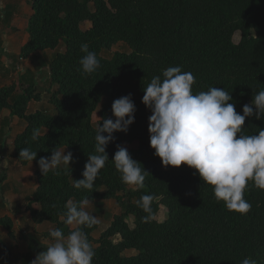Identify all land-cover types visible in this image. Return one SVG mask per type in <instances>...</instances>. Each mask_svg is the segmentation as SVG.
<instances>
[{"label":"trees","instance_id":"trees-1","mask_svg":"<svg viewBox=\"0 0 264 264\" xmlns=\"http://www.w3.org/2000/svg\"><path fill=\"white\" fill-rule=\"evenodd\" d=\"M30 4V39L21 58L53 52L50 60L39 62L48 66L45 91L52 108L30 113V103L41 101L43 93L19 81L0 87V114L9 110L27 125L14 139L18 162L31 164L19 159L20 149L37 152L32 163L38 187L28 204L34 222L54 224L67 234L70 228L62 219L67 200H115L121 213L99 239L94 233L100 224L82 227L94 247L92 264H241L246 257L264 264V190L250 181L244 198L252 207L240 214L217 202L212 186L194 169L164 167L150 147L151 112L142 103L144 88L153 77L163 79L165 69L180 66L194 75V93L224 88L233 97L230 103L243 114V105L264 90V0H30ZM85 22L91 27L84 31ZM237 32L239 43L234 40ZM119 43L131 51L103 57V51ZM82 44L99 60L100 67L92 74L78 71L85 55ZM129 94L136 107L134 123L127 133L113 134L115 140L106 147L109 160L94 187L76 189L74 180L83 178L88 155L96 154L94 114L99 111L100 126L104 119H115L112 103ZM243 127L244 134H257L264 120L253 115ZM134 143L137 148L127 150L149 173L145 188L136 191L121 181L111 160L117 145ZM56 147L72 153V166L43 176L38 160L50 157ZM144 194L155 197L154 218L148 222L135 203ZM162 206L168 217L159 222L156 216ZM132 217L134 228L129 224ZM0 226L11 231L13 222L0 218ZM127 250L137 254L126 256Z\"/></svg>","mask_w":264,"mask_h":264},{"label":"clouds","instance_id":"clouds-1","mask_svg":"<svg viewBox=\"0 0 264 264\" xmlns=\"http://www.w3.org/2000/svg\"><path fill=\"white\" fill-rule=\"evenodd\" d=\"M85 53L78 71L88 75L94 73L100 63L95 52L81 45ZM22 59V58H21ZM160 76H155L144 88L142 103L150 110L148 132L150 147L164 167L186 165L198 173L201 181L212 186L217 202H223L227 210L247 214L252 205L244 198L249 182L264 190V128L257 134H244L248 117L255 115L264 120V90L258 91L249 104H244L243 114L236 111L233 97L224 88L210 87L207 91L194 93L195 77L180 66H170ZM115 119L98 124L95 135V153L88 155L82 179L74 180L76 189L91 190L100 170L109 160L106 147L115 140L114 133H127L134 123L135 104L131 94L115 99L111 106ZM107 135H104V134ZM35 138V137H34ZM37 152L30 148L19 151V159L32 162ZM73 156L65 154V148L52 150L50 157H41L38 166L42 175L60 166L70 168ZM121 181L133 191L145 188L149 174L141 163L134 160L126 147L117 145L113 159ZM7 159L0 162L6 167ZM56 174H59L58 172ZM155 197L144 194L135 201L146 215L145 222L153 219L152 203ZM92 204L88 197L75 202L67 200L63 223L69 226L67 234L59 228L49 231L51 242L38 253L31 264H92L95 256L93 245L82 227L92 228L100 219L87 209ZM130 224V223H129ZM241 264H258L256 259L246 257Z\"/></svg>","mask_w":264,"mask_h":264},{"label":"crops","instance_id":"crops-1","mask_svg":"<svg viewBox=\"0 0 264 264\" xmlns=\"http://www.w3.org/2000/svg\"><path fill=\"white\" fill-rule=\"evenodd\" d=\"M1 15L3 19L0 20V87L21 81L26 86L35 85L37 90L43 93V99L47 93L41 86L43 82L48 83V66L42 67L37 61L40 62L42 56L46 55L50 60L53 52L46 51L28 59H21L22 49L30 39L28 25L33 15L30 0H0ZM35 102L40 101L31 102L30 105ZM26 126L24 121L9 110H4L0 114V162L7 159V166H0V218L7 217L13 222L11 231L0 226V264H31L36 255L45 250L44 245L51 242L47 234L55 228L54 224L48 222L36 224L28 209V204L38 187L34 176L35 165L32 163L24 166L14 157V139L25 131ZM110 201L113 200L92 202L87 210L99 219L106 220L107 216L100 213L98 205L104 203L107 207ZM91 205L95 207L94 212L90 210ZM33 208L38 209L39 206L34 204ZM119 211L120 208L109 211L111 213L110 217L108 216L109 222L104 229L99 226L94 238H100ZM130 252L134 253L129 255ZM124 254L132 256L137 252L127 250Z\"/></svg>","mask_w":264,"mask_h":264},{"label":"rangeland","instance_id":"rangeland-1","mask_svg":"<svg viewBox=\"0 0 264 264\" xmlns=\"http://www.w3.org/2000/svg\"><path fill=\"white\" fill-rule=\"evenodd\" d=\"M2 19H3V16L1 15L0 16V20H2ZM90 26H91V23L90 22H85V23L82 24V29L85 31V30L89 29ZM234 40H235L236 43H239L241 41V33L240 32H237L236 33V35L234 37ZM63 49L64 48L61 47L60 50L62 51ZM130 51H131L130 48L126 44L119 43L118 45L114 46L110 51L109 50L103 51L102 55H103V57H105L107 59H110V58H112L114 56V54L116 52H130ZM42 57L43 58L41 60H43V59L44 60H49L48 59L49 56H47V55L46 56H42ZM37 63H39V61H37ZM42 64H44V62H42ZM47 87H48V83L43 82V85L41 86V88L43 89V91H45ZM49 98H50V96L47 93V96H45L40 102H38V103L35 102L34 104L32 103L30 105L31 106L30 107V112H34V111H37V110H49V109H51L52 107H51V104L49 103ZM99 120H100L99 111H97L94 114V116H93V122H94V124L96 126L98 125ZM124 147H126L128 150H134V149L137 148V143H134V144H124ZM67 153H68V151H67V149H65V154H67ZM71 166H72V161L70 162L69 167H71ZM63 168H66V167L63 166ZM122 194L123 193H121V195ZM114 208H117V209L120 208L118 206V203L115 200L110 201L107 204V207L104 205V203H100L98 205V209H100V213L107 216L106 220H105V218H101L100 219V221H101L100 222L101 229H104L105 226L107 225V223L109 222V220H110L109 217H110V214H111L109 211L112 210V209H114ZM90 210L92 212H94L95 211V207H93V205H91ZM120 213H121V211H119L118 214H120ZM167 214H168V212H167L166 208L164 206H162L160 212L156 216V219L159 222H163V221H165L167 219V217H168ZM129 223H130L131 227L134 226V218L133 217L129 219ZM133 253L134 252H130L128 254L131 255Z\"/></svg>","mask_w":264,"mask_h":264}]
</instances>
